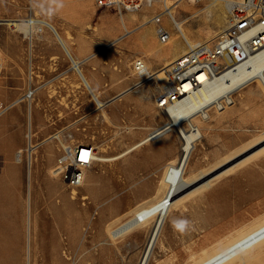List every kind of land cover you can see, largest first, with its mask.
<instances>
[{
  "label": "rangeland",
  "instance_id": "374dc122",
  "mask_svg": "<svg viewBox=\"0 0 264 264\" xmlns=\"http://www.w3.org/2000/svg\"><path fill=\"white\" fill-rule=\"evenodd\" d=\"M63 3L62 9L56 8L55 16H48L47 9L55 8L50 0H0V102L5 105L16 102L0 116V264H138L146 247L148 229L141 228L133 235L114 239L109 230L127 220L133 209L151 203L164 193L159 190L167 164L179 152L176 135H164L118 160L95 162L83 186L76 190L69 189L51 170L62 144L89 143L96 147L98 157L113 158L167 121L156 106L155 94L161 87L156 78L149 84L132 87L138 82L136 59H143L152 70H158L171 54L158 57L148 53L149 49L140 42L139 34L144 28L139 27L141 14L150 15V11L139 12L141 21L128 25L126 32L121 17L112 10L98 9L94 0H63ZM222 6L208 0H184L176 10L178 18L186 20L192 35L198 36L197 44L207 41L205 32L213 29L215 19L225 11ZM30 17L49 21L68 38L71 51L75 46L86 54L87 58L81 60L86 76L103 98L113 99L105 108L107 119L85 86L77 88L80 79L52 31L44 26L42 32L32 34L31 48L29 40L13 31L7 22ZM122 18L128 20V14ZM163 23L173 30L168 27L167 18ZM213 31L216 36L209 43L215 42L222 28ZM110 42L113 44L107 46ZM30 54H33L34 84L38 86L31 104L27 100L22 102L29 84ZM89 56L92 57L87 61ZM234 97L235 105L226 112L213 114L208 122L197 119L204 137L197 142L192 160V178L196 182L177 195L182 201L180 211L174 210L167 218L163 244L155 249L150 264L193 263L250 227L253 221L264 218L257 220L255 213L247 214L246 223L241 224L246 228L203 249L202 253L191 240L204 233L201 227L205 210L209 208L207 221L219 216V208L206 206L200 215L190 206L197 207V201L203 200L213 188L247 168L257 166L259 173L233 191L228 189L224 197L231 196L248 206L264 204L261 164L264 88L260 82H253ZM30 124L33 143L41 146L37 150L38 161L33 162L29 194L26 150ZM57 133L60 140H47ZM19 150L24 154L22 163L16 161ZM242 150V154L234 156ZM204 174L207 176L203 177ZM208 180L211 186L204 188L202 184ZM28 201L32 205L33 222L37 220L36 229L32 223L30 233ZM175 211L180 215L172 216ZM175 217L186 218L199 226L183 233L175 231V241L171 244L166 241V227L172 228ZM180 243H183L181 247ZM250 264H264V247Z\"/></svg>",
  "mask_w": 264,
  "mask_h": 264
},
{
  "label": "bare ground",
  "instance_id": "6f19581e",
  "mask_svg": "<svg viewBox=\"0 0 264 264\" xmlns=\"http://www.w3.org/2000/svg\"><path fill=\"white\" fill-rule=\"evenodd\" d=\"M193 1H196V0H193ZM208 1H211V0H208ZM211 2L212 4H217L220 6L224 5L225 7V11H221L220 16H218V18L215 19V23L213 26V29H217L220 27L222 28V31L219 33L220 35L222 32H224L226 28V22H227L226 6L223 2H215V1H211ZM179 4L175 8H173L171 12L174 19L170 18L169 15H165L164 17V19L167 18L168 20V24H169L168 27H171L173 29L172 31H170L167 28V30L170 33V38L167 42H162L158 36L157 24L156 22L152 20L153 12L150 9L143 10V11H150L151 14L150 15H147L146 13L141 14L142 23L140 24L139 27H144V28L139 34L140 42L143 44V46L149 49V52L147 51L148 53L151 52L154 55H157L158 57L165 56V54L170 53L171 57L168 60V62L158 70H152L153 68L151 69L149 65L145 63L146 74L150 73L149 76H152V77L142 82V80L148 78L149 76L144 77V76H139L136 74L138 76V82L132 88L139 87L141 85H144L145 83L149 84L152 78H156L158 80V83H160L161 86L164 88V86L168 82L167 71L170 70L171 67L183 55L187 54L191 47L196 45V40L198 39V36L192 35V32H190L189 29L185 25L186 20L178 18L179 12L176 10V8L179 6ZM222 7H220L221 10H224L222 9ZM30 18L35 19V28L33 29L32 34L42 32L44 29V26L53 32L56 40L58 41L60 46L63 48L67 57L71 60V63H72L71 68L73 69V71L77 74V76L80 79L79 84H77V88H80L82 84L85 86V88L87 89V91L89 92L93 100L100 107L98 108L103 110L104 112L103 116L107 119L108 116L105 113L106 112L105 108L107 105H109L112 102L113 99L107 100L102 97L101 92H98L95 90L90 79L86 76L83 70V67H82V65L84 64L83 61L78 60L77 58L74 57L71 51L70 44L68 42V38L63 37L59 33L57 28L49 21L40 20L35 17H30ZM164 19H163V22H164ZM137 20H139L138 13H128V20L121 17V22L126 32H129L128 25L134 23ZM20 21H24V20L22 19L7 20L8 25L13 29V31L22 33L19 29ZM213 29H209L205 32L204 39L208 41V42L206 41L205 43H209V41L211 42L216 36V34H214ZM112 44L113 42H110L107 46H110ZM92 56H89L87 61L90 60ZM32 59L33 58L30 57V62H32ZM141 77H143L142 80H141ZM32 80L34 81V78L31 75H29L28 82ZM257 81L260 82L262 84V87L264 88V49L258 52L244 53L243 59L241 60V64H237L234 67H230L221 76H219L213 83L203 87L201 91L198 93V98H195L196 104H180L178 106V112L177 113L172 112L173 113L172 119L169 116L167 111L165 112H163L162 110L160 111L166 117L167 121L169 123H172L174 127L176 125L180 126V121L183 120V118L186 117V115H187V118H193V122L197 123V119H199V117L195 116V112H199V105H198L199 103L205 100H210L211 98H214L215 96L221 95L225 92H233L235 95L236 92L243 89L247 84L257 82ZM140 82L142 83L138 84ZM33 100L34 99H29L28 103L31 104L30 102H32ZM22 102H23V98H22ZM11 105H12L11 108H13L16 105V102H12ZM29 114L32 116V111ZM30 121H31V118H30ZM200 122H203V121L200 120ZM29 128H30L29 135L27 136V139H28L27 151L29 152L28 153V163L31 165L30 170H29L30 171L29 172V194H30L31 192L30 191L31 190V171L33 169V162L38 161V156H37L38 151L37 150L41 145L33 143L34 133H32L31 124L29 125ZM156 129L157 128L151 131L147 137L137 142L134 146L127 149L125 152H123L122 154L116 157H113V158L98 157V152H97L96 162L97 161L108 162V161H115V160L121 159L127 156L128 154L132 153L133 151L144 147L150 142L156 141L157 139L163 137L161 136L159 138L152 139L151 135L155 132ZM202 130H203L202 127H200L201 136L203 138L204 134ZM60 137H61L60 134L57 133L49 137L47 140L49 139H51L50 141L55 140V139L60 140ZM191 137H195V135L191 134ZM197 144L198 143L195 144V146L193 147V151L185 158L184 156H181L180 153L178 152L177 156L169 161V163L167 164L166 172L164 173V176H163L162 186L160 187V190H159L160 193L164 192L162 193L161 196L156 197L155 200L149 204H143L133 209L134 211L131 210L133 211V213L127 220L122 222L114 230L112 231L109 230V235L111 234L110 237L114 239V238L122 237L128 234L133 235L136 233L137 230L141 228L148 229L147 232L149 235L147 238L146 247L142 253V256L138 264H150V261L152 260L155 249L157 248V246H161L163 244L162 232H163V228L165 226L167 218L171 215V213L174 210H179V207L182 204L181 199L177 198V195L183 189L187 188L188 186L196 182V179L192 178V175L194 173V166L192 164V160L194 159V155L198 147ZM62 146H64V144H62ZM242 152L243 150L234 156H239L240 154H242ZM20 153L23 154V150L22 151L19 150L16 153V161L18 163L23 162L22 155H21V158L19 157ZM234 156L224 161V163L235 158ZM90 169L91 167L88 170ZM51 172L53 176H55L53 169L51 170ZM207 174H204L203 177L207 176ZM85 181H86V178H85ZM202 186H204V188L210 187L211 183L208 180L204 182ZM74 193L76 192L74 191L72 194ZM85 198L87 199V197H84L83 199ZM72 200H76V199L72 197ZM28 203H29L28 204L29 206L28 231L30 233L32 229V223H33L34 228L36 229L37 220L35 218L33 222L32 205H31V202L28 201ZM263 247H264V219L253 224L247 229L241 231L236 236H234L232 239L221 243L219 246L214 248L212 251L206 252L204 256H202L199 259L197 258V260L193 261V263H190V264H250L251 261L254 260L260 254V251Z\"/></svg>",
  "mask_w": 264,
  "mask_h": 264
},
{
  "label": "built area",
  "instance_id": "2783aa9c",
  "mask_svg": "<svg viewBox=\"0 0 264 264\" xmlns=\"http://www.w3.org/2000/svg\"><path fill=\"white\" fill-rule=\"evenodd\" d=\"M181 1L183 0H94L98 9L112 10L120 17L150 9L162 42H167L170 38L163 19L165 15L174 19L171 12ZM211 1L223 2L226 6L227 22L224 32L217 36L214 43L201 42L191 47L189 52L167 71V84L164 88L161 86L155 94L157 108L163 112L167 111L171 119L173 113L178 112L180 104H196L195 98H198V93L203 87L213 83L230 67L241 64L244 53L264 49V0ZM32 39L29 42L34 43V37ZM33 46L32 44V48ZM134 69L139 76L148 77L150 74H146L145 62L142 59L134 61ZM29 75L35 80L33 59L30 62ZM151 77L144 80L141 77V80L144 82ZM37 90L38 86L34 81H29L23 101L33 99ZM235 103L234 93L225 92L199 103V112H195V116L207 122L213 114L225 112ZM11 106L0 102V116L10 110ZM168 133H174L178 138L179 153L184 158L202 139L200 127L193 122V118H187V115L180 121V126L174 127L172 123L165 121L151 136L156 139ZM191 134L195 137H191ZM21 155L24 154L20 153V158ZM96 155L97 149L92 144L79 141L64 144L54 164L55 177L71 190L82 187L87 170L96 162Z\"/></svg>",
  "mask_w": 264,
  "mask_h": 264
},
{
  "label": "crops",
  "instance_id": "0c3cea01",
  "mask_svg": "<svg viewBox=\"0 0 264 264\" xmlns=\"http://www.w3.org/2000/svg\"><path fill=\"white\" fill-rule=\"evenodd\" d=\"M32 44L33 43H31L30 45L31 48H32ZM72 53L74 57L77 58L78 60H84L85 58H87L86 54L80 52L75 46H72ZM32 56L33 54H30V57ZM261 164H262V169H264V160L261 162ZM30 166L31 165L28 163L29 168ZM258 173H259V169L257 168V166L247 168L242 172L232 176L228 180V182L222 183L216 186L215 188H213L210 192H208L204 196L203 200L197 201L198 202L197 207H195V205L193 204L190 206L192 211L195 209V212H197L200 215L202 208H205L206 206H210L213 208L216 207L217 209L219 208V212H218L219 216H217L215 219L210 218L207 221L205 220L209 208L205 210L206 211L205 220L202 222V227H201V229L204 230V233H202L199 238L194 236L193 239H191L194 240L195 242L194 246L196 247L198 252L202 253L203 249H209L213 247L219 240L229 238L235 235L239 230L246 228L243 227L241 224L246 223L245 218L247 214L255 213L256 214L255 218L256 217L258 218L257 220L264 217L263 203L253 204L248 206L246 203H241L238 199H234L231 196H229L228 198L224 197L226 194L225 192L228 189L233 191L234 188L240 186L244 181L249 180L250 176H255ZM179 211H175L172 214V216L180 215ZM177 217H175V219ZM173 219L174 218H172V221ZM253 223L254 221L252 222V224ZM198 226H199L198 223L194 224L193 222H191V225L188 229L189 231H192L195 228L197 229ZM166 228H167L166 241L171 242V244H174L175 241L174 233L175 231L177 232L178 230L175 229L173 225L172 228L170 227H166ZM182 245L183 243L182 244L180 243L178 246L181 247ZM178 253L183 254L184 252L179 251Z\"/></svg>",
  "mask_w": 264,
  "mask_h": 264
},
{
  "label": "clouds",
  "instance_id": "9594fccd",
  "mask_svg": "<svg viewBox=\"0 0 264 264\" xmlns=\"http://www.w3.org/2000/svg\"><path fill=\"white\" fill-rule=\"evenodd\" d=\"M50 4L55 5V8L49 7L47 9L48 16H55L56 8L62 9L64 7L63 0H50ZM35 28V19L28 18L19 22V29L26 39L31 40L33 29ZM173 227L180 232H185L191 225V221L186 218L174 219L172 221Z\"/></svg>",
  "mask_w": 264,
  "mask_h": 264
}]
</instances>
